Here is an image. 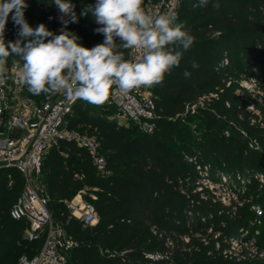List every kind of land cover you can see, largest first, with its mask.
<instances>
[{"label": "trees", "instance_id": "1", "mask_svg": "<svg viewBox=\"0 0 264 264\" xmlns=\"http://www.w3.org/2000/svg\"><path fill=\"white\" fill-rule=\"evenodd\" d=\"M26 2L30 26L43 23L60 34L53 0ZM95 2L71 0L78 20L66 28L87 48L105 39L95 31L101 25L91 14L81 15ZM198 3L180 1L178 22L185 23L195 42L180 66L152 88L158 116L152 132L132 121L111 120L108 111L80 100L67 118L68 127L96 135L105 171H97L85 149L65 141L43 157L39 181L48 208L80 243L69 251V264H264L243 247L237 255L229 253L230 239L257 240L264 251V120L249 111L257 100L236 80L240 73L264 89V0H209L203 8ZM13 14L5 27L6 43L18 38ZM18 59L10 56L7 63ZM192 61L199 67L193 69ZM185 70L190 78L184 77ZM194 120L201 122V134L192 130ZM5 174L0 170V264H17L20 255L36 254L44 237L21 239L18 232L27 224L12 219L9 209L22 181L16 175L14 185L6 188ZM204 178L214 183L226 179L235 198L224 204L201 183ZM83 187L98 214L93 226L64 221V200Z\"/></svg>", "mask_w": 264, "mask_h": 264}, {"label": "clouds", "instance_id": "2", "mask_svg": "<svg viewBox=\"0 0 264 264\" xmlns=\"http://www.w3.org/2000/svg\"><path fill=\"white\" fill-rule=\"evenodd\" d=\"M208 3L199 0L196 6L203 8ZM53 4L65 26L77 22L71 0H53ZM143 4L144 0H96L94 5H86L81 15L91 14L101 25L95 31L105 37L103 43L87 48L70 31L54 34L43 23L30 26L24 15L26 0H0V85L5 84L3 74L10 56L19 58L13 63L20 66V82L33 95L63 93L69 101L102 106L114 86L120 93H128L162 84L166 74L180 66L195 37L176 16L154 14ZM10 13H14L19 31L14 42L6 43ZM69 16L70 21L64 19ZM191 67L196 69L199 64L192 61ZM183 75L190 78L191 73L185 70Z\"/></svg>", "mask_w": 264, "mask_h": 264}, {"label": "built area", "instance_id": "3", "mask_svg": "<svg viewBox=\"0 0 264 264\" xmlns=\"http://www.w3.org/2000/svg\"><path fill=\"white\" fill-rule=\"evenodd\" d=\"M180 1L144 0L143 7L154 14L177 17ZM61 15L57 12L54 16L59 33L67 28L61 21ZM64 19L70 20V16ZM5 67V84L0 85V170L6 171V188L14 185L16 175L22 181L9 215L12 219L26 222V240L44 237L36 254L31 257L20 255L17 264H69V251L80 243L62 223L53 219L48 208L45 186L39 181L43 157L50 147L65 141L85 149L98 172L105 171L106 159L96 135L68 127L67 118L74 104L80 100L69 101L63 93H51L38 99L20 82L16 68ZM152 88L142 86L120 93L114 86L106 102L98 107L108 111L111 120L123 124L132 121L144 131L152 132L158 117ZM202 100L203 97L200 104ZM201 183L205 184L203 180ZM215 184L219 185V182ZM231 195L230 199L235 198L234 193ZM219 199L224 202L223 197ZM64 204L68 209L66 223L78 220L81 226L87 227L97 222L94 205L81 190L73 198L65 199ZM229 242L232 244L233 239ZM150 257L153 258L154 254Z\"/></svg>", "mask_w": 264, "mask_h": 264}, {"label": "rangeland", "instance_id": "4", "mask_svg": "<svg viewBox=\"0 0 264 264\" xmlns=\"http://www.w3.org/2000/svg\"><path fill=\"white\" fill-rule=\"evenodd\" d=\"M6 66L8 68H16V71L19 73L20 71V66L17 64H10V63H6ZM236 80L238 81L239 85L245 89H247L250 94L252 95V97L257 100V104H252L250 106H248L249 111L252 112V114L254 113L255 115L259 116L260 119L264 120V89H262L263 84L255 81V80H247L243 75H241L240 73H236ZM201 122L200 121H191L189 122L192 130L195 132V134H201L202 132V128L199 126ZM229 130V129H228ZM251 146L256 147V143L254 141H251ZM202 181V180H201ZM263 181V179H262ZM203 182L205 184H203L204 186H207L209 189L212 190V193L216 196L222 199V197L224 198V204H229L230 202V198L232 197V190L230 187H228L226 185V183L228 184L226 179H221L219 182V185L215 184L214 182H212L211 180L204 178ZM224 185V186H222ZM201 187H199L200 189ZM20 190V189H19ZM83 193V195L85 197L92 195L88 189L86 187H83L80 189ZM79 190V191H80ZM74 197V196H73ZM72 197V198H73ZM71 199V198H70ZM52 208V207H51ZM252 209H254V213L258 216L261 214V211L259 210L260 208L258 206H252ZM66 210L68 212V209L66 207ZM259 217V216H258ZM65 221V220H64ZM25 229V228H24ZM24 229L20 228L19 230V234L22 240H24ZM258 234H256L257 237ZM243 236V239L247 238V235L243 234L241 235V237ZM257 242V240H253L251 243L249 242V240H244L242 243L239 240H234L230 245H231V251L229 252L230 254L233 255H237L241 249V247L245 248L247 250V252L249 254L253 255H257L258 256V262L259 261H264V251H259V246L257 247L255 245V243ZM258 248V249H257ZM18 258H16L17 260ZM17 262V261H16Z\"/></svg>", "mask_w": 264, "mask_h": 264}]
</instances>
